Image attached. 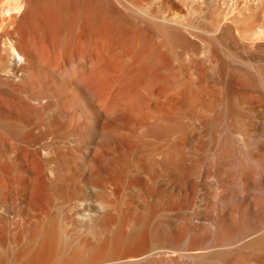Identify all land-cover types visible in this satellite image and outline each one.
<instances>
[{
	"label": "bare ground",
	"instance_id": "bare-ground-1",
	"mask_svg": "<svg viewBox=\"0 0 264 264\" xmlns=\"http://www.w3.org/2000/svg\"><path fill=\"white\" fill-rule=\"evenodd\" d=\"M228 117L215 166L230 177L235 144L256 164L248 183L264 189V0H0V264H264V194L255 201L246 183L244 207L197 212L190 227L155 214L181 191L202 202L226 183L194 153L220 139L212 129ZM178 162L193 182L176 177ZM47 168L73 179L69 193L86 192L66 199V228L16 179L44 178ZM115 183L144 192L136 253L121 221L113 234L90 235V222H111L109 196L90 200ZM153 200H163L155 211Z\"/></svg>",
	"mask_w": 264,
	"mask_h": 264
},
{
	"label": "rangeland",
	"instance_id": "rangeland-1",
	"mask_svg": "<svg viewBox=\"0 0 264 264\" xmlns=\"http://www.w3.org/2000/svg\"><path fill=\"white\" fill-rule=\"evenodd\" d=\"M163 52H165L164 50H162ZM226 110H227V114H231V112L230 111H232V107L230 106V105H228L227 106V108H226ZM229 116V115H228ZM228 119H229V122H227V123H223V125H222V127L221 126H215V128H213L212 130H214V135H216V134H219V140L218 139H213V142L211 143V144H208V145H204V148H206V149H201V150H198V153H197V151H195L196 153H194V159L195 160H197V161H200L201 162V164H204V162H205V164H206V166H205V168L204 169H210V170H208V173H211V171H212V173L216 170L215 169V167L217 168L218 166H215L216 164H217V162H219L218 161V159L220 158V157H222L221 155H223L222 154V151H223V148L226 146V142L224 141V140H226V138H227V136L225 137V135H227V133L229 132L228 131V129L226 128L228 125L227 124H230V118L228 117L227 118V121H228ZM227 125V126H226ZM226 126V127H225ZM222 128H224L225 130V132H226V134L223 132V129ZM3 137V136H2ZM215 141V142H214ZM219 141V142H218ZM216 142H218V143H216ZM210 148V149H209ZM226 148V147H225ZM224 148V149H225ZM208 149V150H207ZM0 150H1V147H0ZM203 150L205 151V152H203ZM230 150H231V152H230ZM230 150H229V154H230V158H228L227 160H228V162L226 163L225 162V167H229V172H230V177L229 176H227L225 173H221L222 171H219V168H217V170L219 171V173H218V171H217V175H219L218 177L220 178V179H222V181L223 180H225V182L226 183H224V181H223V186H222V184H220V183H218V187L215 189L214 187V189L212 188V190H215V191H213V193L216 195H214V196H208V198H206V200L205 201H200V202H195V200H194V197H193V195L191 194V193H189V191H187L186 193H184V192H179L178 194H176V196H174V200L175 201H172V204H171V206H167V203H166V201L164 200V202L166 203V204H164V202H162V201H160L159 200V202L157 201V200H153L152 202V206H151V208H152V210L153 209H156L159 205H162V204H159L160 202H162L163 203V206H159L158 207V209H160V207H161V210L163 211V212H161V211H159V213L157 212V210L158 209H156V211L155 210H153V211H155V214H158V215H156V217L158 216V217H161L162 216V218L163 219H165L164 221H163V219L162 218H159L158 219V221L160 220H162L163 222H165L166 220H170V219H172V220H176V221H174V222H177V224L178 223H182V221H183V223L184 224H186L187 223V226H191L192 224H193V222H195V219H194V215L198 212V213H201V214H205L206 213V211H208V210H211V212L214 214V216H216L217 214H219V212L221 211V209H223L224 211H226V209H228V210H230L231 212H232V210L234 209V210H238V209H241L242 207H244L242 204V202H241V199H240V195H242L243 193H244V187H245V185H244V183H246V184H248L251 188H252V190H251V192L253 193V194H251V196L253 197V199L255 200V201H258L260 198H261V196L260 195H263L264 194V189L263 188H261V187H259L258 185H255V186H253V183H248V175H247V173H249V174H251V175H253L252 174V172H251V170L253 171V173H254V170H255V166H256V164L253 162V161H251V159L248 157V156H246V152H245V150L243 149V148H241V147H238L237 145H235V144H233V146L230 148ZM210 151V152H209ZM211 153V154H210ZM208 154V155H207ZM221 154V155H220ZM213 155V157H211ZM2 157V158H1ZM219 157V158H218ZM224 158V156L222 157V158H220V159H223ZM207 159V160H206ZM180 162H182L181 160H179ZM210 161V162H209ZM209 162V163H208ZM0 163H4V158H3V156H1L0 155ZM216 163V164H215ZM180 163L178 162V164H176V167H177V169L176 168H174L175 169V171L177 172L176 174H175V171L173 170L172 172L176 175V177H178L179 178V176H183L182 178L183 179H186V180H188L190 177H191V181L190 180H188L189 182H193L194 181V178H195V176L193 177V176H187L188 177V179L185 177L186 175H187V173H188V171H189V169L188 168H186V167H184L183 166V164H182V166L184 167H181V164L179 165ZM204 164V165H205ZM210 164V165H209ZM207 165H208V167H207ZM215 166V167H214ZM182 168V169H181ZM206 169V170H207ZM215 169V170H214ZM185 170H187V171H185ZM222 170V169H221ZM164 172H166V173H169L168 171H164ZM221 173V174H220ZM170 174V173H169ZM182 174H184V175H182ZM191 174V173H190ZM179 175V176H178ZM208 175H210L211 176V174H208ZM221 175H222V177H221ZM224 176H225V178H224ZM180 177V178H181ZM193 177V178H192ZM229 177V179L231 180H229V179H227V178ZM181 178V179H182ZM16 179L17 180H19V183L20 182H29L32 186H33V188H32V200L34 199V197H35V199H34V201H33V203L35 202H37L36 203V205H40V203L41 204H43V207H41V209H45L46 211H47V213L49 212V209H50V211L53 213V212H55L56 214H57V212H58V214L57 215H54L55 213H51L52 214V216L54 217V220L58 223V225H60V223H61V228L63 227V224H64V228H66L67 226V224H65L66 223V219H64L62 216L67 212V210H65V208H67L68 209V207H69V203L70 202H72L73 200L71 199V197L69 196V194H71V193H74L75 191V193H77V192H79V193H77V195H79V196H81V197H86V192L83 190V188H81L79 191L78 190H76V188H75V190L74 191H72V192H70L69 193V191H71V189L72 188H70L69 187V184L70 183H72L73 182V179L71 178V180L70 179H66L65 177H63V176H61L59 173H56V174H54V172H52V171H50L48 168H47V171L45 172V175H44V178L42 177V178H40V177H35V178H33V179H28L27 181L26 180H23L22 179V181L20 180L21 179V177H16ZM78 181V179H75V181ZM228 181H230V183L228 182ZM24 182V183H25ZM69 182V183H68ZM81 182V181H80ZM80 182H78L79 183V185H80ZM21 184V183H20ZM20 184H19V186H20ZM116 184V183H115ZM228 184V185H227ZM62 185V186H61ZM71 185V184H70ZM220 185V186H219ZM227 185V186H226ZM15 186V185H14ZM16 186H17V184H16ZM66 186V187H65ZM57 187V188H56ZM117 187V188H116ZM63 190H62V189ZM66 188V189H65ZM114 188V189H113ZM113 188L112 189H109L108 191L106 190H104L103 191V189L102 190H100V192L99 191H97V192H99V193H97V195H98V200H97V198L96 197H94V198H91L92 200H90V202H92L93 204H99V205H103L102 204V199H104V201H106L107 199H109L110 198V200L112 201H110V200H108L109 201V203H108V201L107 202H105L104 204L106 205V206H103V207H106L107 209H105L108 213L107 214H109V215H107V216H109L110 218V220H111V222H110V224L109 225H107V226H103V227H101L100 228V226H98L97 228L95 227V226H93L92 224H91V222L89 223V226L90 227H92V228H90L89 226H86L85 228L86 229H88L87 227H89V230L90 231H92L91 233H90V235L92 236V233H93V231L95 230V231H97L98 232V234H104V232L105 231H107L109 234H113V231H114V225H115V222H120V223H117L116 225H115V227L117 226V225H119V226H117V228H119L120 230H121V232L122 233H124V235H126V237L128 238V236H129V240H130V238L132 237L133 238V235H135L134 236V240L132 241V238H131V240L130 241H132V242H135V243H133L132 244V242H130L131 244H128V247L130 246L131 248H132V252L131 253H136L137 251H139V250H141L140 249V247L142 246V243H143V239H144V236H145V229L143 228L144 227V225L142 224V223H144V221H145V206H146V204H144V203H146L145 201H146V199H145V196L143 195V193L144 192H142V190H140L139 188H130V187H122L121 185H120V183H117L116 185H114L113 186ZM218 188L219 189H221V190H218ZM56 189V190H55ZM59 189V190H58ZM69 189V190H68ZM124 189V190H123ZM227 189V190H226ZM114 190V192H113V194H112V191ZM82 191V192H81ZM110 191V192H109ZM61 192V193H60ZM101 192H103V193H101ZM104 192H105V194H104ZM109 194H107V193ZM116 192V193H115ZM122 192V193H121ZM202 192H203V195L206 193V191H205V189H202L201 190V195H202ZM64 193H66V194H64ZM85 193V194H84ZM110 193L113 195V196H111L110 197ZM115 193V194H114ZM60 194V195H59ZM107 194V195H106ZM184 194H186V196H188V197H186V196H184ZM68 195V196H67ZM96 195V196H97ZM99 195H100V197H99ZM103 195H106L105 197H103ZM116 195V196H115ZM179 195V196H178ZM59 196V197H58ZM108 196H109V198H108ZM122 196V197H121ZM66 197V198H65ZM107 197V198H106ZM118 197V198H117ZM121 197V198H120ZM179 197V198H178ZM225 199H223V198ZM68 198H70L69 199V203L66 205L65 203L67 202V200L66 199H68ZM176 198V199H175ZM178 198V199H177ZM191 198V199H190ZM212 198V199H211ZM215 198V199H214ZM100 199V200H99ZM106 199V200H105ZM118 199H119V201H118ZM58 200H59V202H58ZM64 200H65V202H64ZM70 200H72V201H70ZM178 200V201H177ZM38 201H39V203H38ZM41 201V202H40ZM45 203H44V202ZM47 201V202H46ZM99 202V203H96V202ZM103 201V202H104ZM43 202V203H42ZM95 202V203H94ZM111 202V203H110ZM157 202V203H156ZM174 202H176V203H174ZM178 202V203H177ZM50 203V204H49ZM59 203V204H58ZM62 204V206H61V204ZM108 203V204H107ZM113 203V204H112ZM117 203V204H116ZM174 203V204H173ZM200 205H199V204ZM55 204V205H54ZM64 204V205H63ZM71 204V203H70ZM110 204V206L111 205H113L112 206V208L110 209L109 208V205ZM116 204V205H115ZM131 204V205H130ZM157 206H156V205ZM50 205V206H49ZM68 206V207H64V206ZM145 205V206H144ZM155 205V206H154ZM167 206L166 208H165V210H164V207L165 206ZM173 205H175L174 207H173ZM41 206V205H40ZM53 206V207H52ZM59 206V207H58ZM108 206V207H107ZM117 208H116V207ZM124 206V207H123ZM176 206H177V208H176ZM222 206V207H221ZM45 207H47V208H45ZM63 207H64V209H63ZM140 207V208H139ZM163 207V208H162ZM169 207H171V209H169ZM221 207V208H220ZM62 208V209H61ZM119 208H121V209H119ZM58 209L60 210V211H58ZM110 209V210H109ZM134 211H133V210ZM176 209L180 212H178V211H176ZM199 209V210H198ZM57 210V211H56ZM118 210V211H117ZM128 210V211H127ZM46 211H45V213H46ZM61 211H65L64 213L63 212H61ZM112 211V212H111ZM130 211V212H129ZM144 211V212H143ZM165 211V212H164ZM230 211H228V212H230ZM60 212H61V214H62V216H61V214H60ZM139 212V213H138ZM161 212V213H160ZM178 212V213H177ZM113 214V217L111 216L112 214ZM131 213V214H130ZM234 213V212H233ZM51 214H47V215H50V217H52L51 216ZM111 214V215H110ZM118 214V215H117ZM129 214V215H128ZM145 214V215H144ZM159 214L161 215V216H159ZM173 214V215H172ZM44 215H46V214H42V217H44ZM143 215V216H142ZM184 215V216H183ZM57 216H58V218H57ZM61 216V217H60ZM66 216V214L64 215V217ZM120 216V217H119ZM52 217V218H53ZM112 217V218H111ZM128 217V218H127ZM134 217V218H133ZM138 217H141V218H138ZM144 217V218H143ZM187 217H190V219L189 218H187ZM46 218V216L43 218V220ZM58 220H56V219ZM66 218V217H65ZM113 218H116V219H113ZM124 218V219H123ZM174 218V219H173ZM62 219V220H61ZM113 219V220H112ZM119 219V220H118ZM136 219V220H135ZM140 219V220H139ZM187 219V220H186ZM192 219V220H191ZM63 220H65L64 222L65 223H63L62 221ZM117 220V221H116ZM133 222H132V221ZM172 220H170V221H172ZM186 220V221H185ZM203 220V221H202ZM205 219H201L200 220V222H205L204 221ZM61 221V222H60ZM126 221V222H125ZM130 221V222H129ZM190 221V222H189ZM112 222H114L113 224H112ZM128 222V223H127ZM63 223V224H62ZM134 223V224H133ZM138 223H140V224H138ZM192 223V224H191ZM113 226H112V225ZM121 224V225H120ZM134 225V227L132 228L131 226H133ZM137 226V228H136V226ZM139 225V226H138ZM112 226V227H111ZM142 226V227H141ZM69 227V226H68ZM105 227V229H103ZM108 227H109V230H108ZM126 227V228H125ZM129 227V228H128ZM141 227V228H140ZM85 228H83V232H81V233H85L86 232V229ZM96 228V229H95ZM100 228V229H99ZM128 228V229H127ZM135 228V229H134ZM94 229V230H93ZM85 230V231H84ZM105 230V231H104ZM111 230V231H110ZM123 230V231H122ZM124 230H126L125 232H124ZM130 230V231H129ZM135 230V231H134ZM138 230V231H137ZM216 230V229H215ZM61 231V230H60ZM63 231V230H62ZM81 231V230H80ZM89 231V232H90ZM103 231V232H102ZM110 231V232H109ZM216 231H217V233H216ZM215 232H214V228H213V233H214V235H216V237L218 236H220V232L218 231V230H216ZM89 232H88V234L87 233H85V234H81V235H84L85 237L88 235V237L90 236L89 235ZM107 232H105L106 234L105 235H108V233ZM112 232V233H111ZM130 234H129V233ZM139 232V233H138ZM140 232L142 233V235L143 236H140L141 234H140ZM19 234L20 232H14L13 233V235H17V234ZM63 234H65V232L63 231L62 232ZM80 233V232H79ZM21 234V233H20ZM61 234V232H59V235ZM62 234V236H60V237H63L64 235ZM87 234V235H86ZM175 234H176V232H175ZM187 234H189V235H187ZM186 235L189 237V239H186L185 237H187L186 235L184 236V238H185V241L189 244H187L186 243V245H185V247H187V245H188V247H190L189 248V250L191 249V247H192V249H193V247L195 246L194 244H195V242H196V237H197V234H196V231H193V230H191V231H188V233H187ZM128 235V236H127ZM21 237H22V234L20 235ZM20 236L19 235H17L16 237L17 238H20ZM66 236V235H65ZM137 237V238H136ZM139 237V238H138ZM175 237H177V235L175 236ZM142 238V239H141ZM179 238V237H178ZM138 239H139V241H138ZM136 240V241H135ZM178 240H180V238L178 239ZM188 240V241H187ZM138 241V242H137ZM142 242V243H141ZM182 242V241H181ZM181 242H179V244L181 243ZM193 242V243H192ZM217 242V241H216ZM215 242V243H216ZM191 243V244H190ZM39 242L36 244V246L34 247V249H36V252H34V250H33V252H34V259L35 260H39L40 259V257L41 258H43V254H41V256L39 257V253L38 252H42V249L43 250H45V247H43L44 246V244L42 245L41 244V248H38L39 247ZM140 247H139V246ZM38 246V247H37ZM137 246V247H136ZM129 247V251H130V248ZM136 247V248H135ZM187 247V248H188ZM16 249H17V252L19 251V249H20V246H19V248L18 247H15ZM15 248H13L14 250H16ZM135 248V249H134ZM138 248H139V250H138ZM40 249V250H39ZM134 249V250H133ZM21 250V249H20ZM38 250V251H37ZM217 252V250H216V247L215 248H213V250H212V252L211 253H215V251ZM134 251V252H133ZM136 251V252H135ZM214 251V252H213ZM16 252V251H15ZM43 253V252H42ZM36 254H37V256H36ZM198 256V255H197ZM36 257H38V258H36ZM191 257H193V256H191ZM186 258H188V257H186ZM185 257H183L182 259H183V262L184 263H186L187 264V262L190 260V256H189V260L188 261H186L187 259H186ZM194 258H196L195 260H194ZM199 258V259H198ZM198 258L195 256V257H193V258H191L192 260H194V261H197V262H194L193 264H198V260H200L201 258L198 256ZM184 259H185V261H184ZM42 260V259H41ZM192 260L191 261H189V264L192 262ZM204 262H206V261H204ZM203 262V259L202 260H200V262H199V264H203L204 263ZM192 264V263H191ZM204 264H206V263H204Z\"/></svg>",
	"mask_w": 264,
	"mask_h": 264
}]
</instances>
